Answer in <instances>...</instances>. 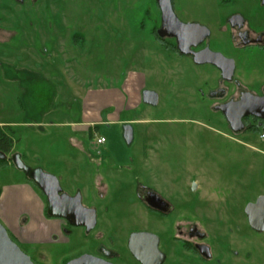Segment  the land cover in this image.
I'll use <instances>...</instances> for the list:
<instances>
[{"label": "rangeland", "instance_id": "obj_1", "mask_svg": "<svg viewBox=\"0 0 264 264\" xmlns=\"http://www.w3.org/2000/svg\"><path fill=\"white\" fill-rule=\"evenodd\" d=\"M153 2L0 0V126L16 129L19 142L13 156L21 153L28 167L57 177L70 195L80 190L93 194L94 200L84 204L98 207L107 231L111 226L106 216L123 212L132 190L110 189V195L118 197L107 202L94 187L99 177L108 184L120 180L134 186L137 181H149L160 191L173 187L180 199L194 196L192 184L215 194L223 191L213 199L234 197L236 210L225 212L237 220L243 206L237 200L241 196L235 195L240 187H252L247 198L264 193V154L259 152L264 151V142L254 130L235 136L222 115L204 105L198 90L217 88L221 75L216 67H195L188 59L158 47L151 33L158 25ZM235 13L244 14L255 29H264V5L259 0L176 2V14L183 22L210 30L205 45L234 60L235 80L259 91L264 84V52L234 45L227 19ZM75 35L80 36L78 44ZM144 89L159 94L157 107L142 103ZM89 99L94 101L92 106L87 105ZM129 105L137 110L122 112ZM124 113L147 121L135 124L132 147L124 139L123 125L102 127L98 135L107 139L104 145L97 144V138L90 143L82 130L86 127H74L90 118L88 114L107 121L119 115L128 118ZM153 135L163 140L155 145L163 149L159 155L165 169L145 172L133 167L128 171V157H140L147 140L152 148L157 139ZM79 141L86 143L91 153L87 157L78 150L82 148ZM158 159L151 157L149 164ZM24 178V172L13 166L0 167L1 189ZM108 206L113 209L105 213ZM16 244L35 264H61L65 251L77 249L65 244Z\"/></svg>", "mask_w": 264, "mask_h": 264}, {"label": "flooded vegetation", "instance_id": "obj_2", "mask_svg": "<svg viewBox=\"0 0 264 264\" xmlns=\"http://www.w3.org/2000/svg\"><path fill=\"white\" fill-rule=\"evenodd\" d=\"M160 1L152 0L158 10V25L152 29L151 33L156 39L158 47L163 50L166 49L167 52L169 51L170 54L176 55L178 58L188 59L195 67L203 66L196 64L192 55H183L179 51L176 38L159 36V31L164 24ZM259 1L264 5V0ZM16 2L17 0H15ZM170 2L176 14L177 0H170ZM176 16L178 17L177 14ZM178 19L183 22L179 17ZM227 22L236 47L244 50L250 47H258L264 52V29H255L244 17L237 13L231 15ZM205 42L196 48H192L193 52L209 48L205 45ZM221 90H225L224 96H215ZM145 91L146 89L142 90L141 93L142 103L152 108L157 107L159 103L150 105L145 102ZM198 91L204 105L220 113L224 124L235 136L245 135L255 128L261 131L260 129L263 128V120L252 115L241 117L239 115L247 112L254 97L264 96V84L259 91H255L235 80V78L228 82L220 76L216 89H210L208 92L203 89ZM219 106H224L228 115L218 110L217 107ZM130 113L128 114L130 115ZM130 121L123 126V136L126 129L131 130L133 139L128 144L132 147L135 143L137 128L135 126L136 120ZM153 136L157 139L153 140L152 148L148 147L150 140H147L144 143L145 147L140 157L139 155L128 157L127 161L131 164L130 168H127L128 171L133 167L145 172H151V169H165L159 155L163 149L155 145L156 142L161 144L163 140L158 135ZM261 141L264 142V140ZM259 152L264 154L262 150ZM151 157L154 160L155 158L160 159L157 160V163L149 164ZM105 164L107 165V163ZM109 169H111L110 166ZM162 181L164 182V177ZM179 184L182 185V182ZM95 185L100 198L107 199V202H111L112 196H114L110 195V189L122 193H129L132 190V195L127 199L128 204H126L127 207L123 212L116 216H106L107 220L105 221H108L109 226H111L110 230L107 231L99 219L98 207L92 206L93 204L91 206L84 204L89 199L93 200V198H90L89 195L85 197L81 190L74 195L63 191L64 194L70 197H80L81 204L84 207L96 211L97 223L95 228L89 232L86 228L84 229L88 235L93 233L95 240L100 243L94 252L79 255L66 261V263L64 261V264H68L70 261L84 255L105 259L111 264H264V193L253 198H247L252 193V187L247 190L245 186H241L239 191L235 193V195L241 196L237 200L243 202L242 213L238 215L240 220L239 218L236 220V215L225 212L236 210L233 208L234 197H225L221 201L219 198L213 199L223 191L215 194L198 184L191 185L194 196L182 199L179 198L178 192L173 187L168 188L166 191H160L154 182L150 183L149 181H137L133 186L132 183L120 180L108 184L99 177ZM183 190L186 191L184 188ZM211 196L212 198H210ZM117 197L118 195L114 196V200ZM119 201H115L114 204ZM112 209V206L106 207L105 213H109ZM209 209L212 212L208 213ZM224 219L226 220L221 226L219 223ZM135 235L140 236L135 239ZM105 240L109 243L107 244ZM132 249L140 252L145 262L136 258L132 253Z\"/></svg>", "mask_w": 264, "mask_h": 264}, {"label": "water", "instance_id": "obj_3", "mask_svg": "<svg viewBox=\"0 0 264 264\" xmlns=\"http://www.w3.org/2000/svg\"><path fill=\"white\" fill-rule=\"evenodd\" d=\"M160 6L163 12V28L159 31L160 37H174L178 41L179 51L183 55H192L195 63L198 65H212L220 72L224 81H232L235 75V62L222 55L205 48L199 52H193L192 48L201 45L210 37L211 32L207 27L199 24H185L176 16L170 0H161ZM225 90H221L215 96L223 97ZM145 102L150 105L159 103V96L154 91L146 90L144 92ZM227 114L224 106L217 107ZM244 115H252L264 121V96L254 97L247 112L241 113L239 117ZM124 139L127 143H131L133 136L131 130L126 129ZM0 159H6V155L0 152ZM13 161L18 170L24 172L32 179L41 191L45 194L51 216L60 217L68 221L74 227H84L87 231L95 228L97 223L96 211L89 209L81 204L80 197H70L63 193L62 186L57 177L44 172L41 169H32L28 167L21 156H13ZM252 222V220H251ZM140 235H135L138 239ZM132 253L136 258L145 262L141 257V253L132 249ZM0 264H35L21 248L12 240L7 229L0 223ZM68 264H111L105 259L97 258L92 255H84L78 259L70 261Z\"/></svg>", "mask_w": 264, "mask_h": 264}, {"label": "crops", "instance_id": "obj_4", "mask_svg": "<svg viewBox=\"0 0 264 264\" xmlns=\"http://www.w3.org/2000/svg\"><path fill=\"white\" fill-rule=\"evenodd\" d=\"M237 14H240L249 24H251V21L247 19L244 14ZM241 83L248 86L245 82ZM92 100L93 99H89L87 101V105L92 106L94 103ZM134 107L129 105L128 108L124 111H122V109L121 111L131 112L135 109L137 110V108ZM125 114L128 118H122L123 115H119L118 118H110L107 121H102L100 117H91V115L88 114L90 118L79 125H75L74 127L75 130H79L78 128L82 126L86 127L82 130H86L88 133L86 137L87 140L91 143L97 138V144H99L98 139L105 138L104 136L98 135V133L101 135V129L103 126L107 124L124 126L131 122L130 120H133L129 118L128 113H124V115ZM137 121L138 123L147 122L146 120H136V123ZM74 132L76 133L77 131ZM79 142L82 148L78 146V150L83 152L86 157L87 155H90L91 153L87 149L86 143L83 141ZM107 142L108 141L106 139L105 143L99 145H104ZM19 156H21V153ZM23 162L25 163V161ZM11 175L14 176L13 174ZM14 182L15 181H11V183H8V185H6L3 189L0 188V223L7 229L10 237L12 236L18 242L27 243L31 247L38 245L58 247L61 244H65L66 248L67 246L76 247L78 250L76 249L75 252L69 251V253H67L65 251V255L60 260L61 264L64 261L66 263V261L79 255L92 253L99 247L100 243L98 240L95 241L94 234L92 233L91 235H88L84 227H74L63 218L49 215V204L45 194L41 191V189L28 181L26 174L24 179L15 183ZM95 186L96 185H94V187ZM88 195L94 200L93 194H90L89 192ZM88 195L85 193L84 196L88 197ZM41 256L44 257L43 254H41Z\"/></svg>", "mask_w": 264, "mask_h": 264}, {"label": "trees", "instance_id": "obj_5", "mask_svg": "<svg viewBox=\"0 0 264 264\" xmlns=\"http://www.w3.org/2000/svg\"><path fill=\"white\" fill-rule=\"evenodd\" d=\"M79 37H80L79 35L74 36L73 40H74L75 44H78V40H80ZM82 39H83V37H81V40ZM263 126H264V123H263ZM253 130H254V132H260L257 128L252 129L251 131H253ZM17 142H19V139L17 138V131H16V129H14L13 126H11V125L0 126V152L6 155V159H0V167L8 165V166H13L16 169H18L16 167L14 161H13V158L11 157V156H13V150H14ZM18 154L20 155V153H18ZM18 154H16V155H18ZM21 158L23 160V156ZM26 178L34 186L38 187V185L32 179H30L27 175H26ZM0 195H1V190H0ZM11 238L14 242H16L12 236H11Z\"/></svg>", "mask_w": 264, "mask_h": 264}, {"label": "built area", "instance_id": "obj_6", "mask_svg": "<svg viewBox=\"0 0 264 264\" xmlns=\"http://www.w3.org/2000/svg\"><path fill=\"white\" fill-rule=\"evenodd\" d=\"M260 138H261L262 140H264V127H263V129H262V131H261ZM105 142H106V139H105V138H100V139H98V143H99V144H103V143H105Z\"/></svg>", "mask_w": 264, "mask_h": 264}]
</instances>
